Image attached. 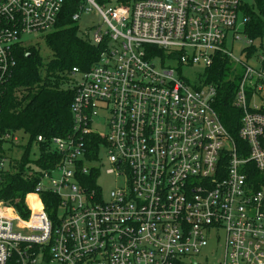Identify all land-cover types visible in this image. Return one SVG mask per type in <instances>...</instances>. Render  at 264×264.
Masks as SVG:
<instances>
[{"label":"built area","instance_id":"1","mask_svg":"<svg viewBox=\"0 0 264 264\" xmlns=\"http://www.w3.org/2000/svg\"><path fill=\"white\" fill-rule=\"evenodd\" d=\"M242 3L0 0V115L16 49L30 47L23 37L57 32L71 8L72 25L101 48L88 71L70 74L73 133L37 138L36 154L46 143L59 163L29 194V217L0 203V264H264V50L233 54ZM91 13L106 29L88 35L79 24ZM219 58L240 77V146L206 81ZM185 69L203 72L193 83ZM100 122L106 132L92 128ZM0 140L20 142L12 132ZM102 152L120 182L108 199Z\"/></svg>","mask_w":264,"mask_h":264},{"label":"trees","instance_id":"2","mask_svg":"<svg viewBox=\"0 0 264 264\" xmlns=\"http://www.w3.org/2000/svg\"><path fill=\"white\" fill-rule=\"evenodd\" d=\"M72 13L73 9L69 8L59 23L60 30L44 38L48 49L53 52L49 60L41 56L36 45L17 47V64L3 100L0 136L12 132L27 139L25 144L0 140V161L4 163V166H0V203L14 208L24 219L30 214L29 194L36 191L44 172L59 163V156L51 153L46 143L39 145L38 157H33L37 138L40 135L46 139L67 137L73 133L72 103L75 91L69 84L71 71L73 68L88 71L99 60L101 53L100 47L83 38L78 26L72 25ZM241 13L244 34L253 43L243 51L251 55L257 50H264L263 45H254L255 42L264 41V0H253L252 5L243 0ZM147 49L164 55V51L156 47ZM234 74L232 62L219 58L213 68L207 70L206 81L217 87L214 108L235 137L237 146H240L243 143L237 136L241 128V113L234 106V92L240 77H233ZM97 141L95 136L85 138L91 151ZM17 148L21 150L20 158L13 156L19 152ZM93 179L95 174L88 180ZM42 198L50 215H53V196L43 193Z\"/></svg>","mask_w":264,"mask_h":264},{"label":"rangeland","instance_id":"3","mask_svg":"<svg viewBox=\"0 0 264 264\" xmlns=\"http://www.w3.org/2000/svg\"><path fill=\"white\" fill-rule=\"evenodd\" d=\"M245 2L247 4L252 5L253 4V0H245ZM80 29L83 33L91 35L92 31L97 27H101L103 30L106 29L105 26H103L102 24V20L99 16H97L95 13H91L89 15H83L81 22L79 24ZM244 18L242 13L239 15V21L237 24V28L239 31V34L237 35L238 40L235 41L234 46H233V54L234 56L242 61L244 60L243 58V50L247 48L248 46V40L244 34ZM44 35L42 34H33V35H28L23 37V42L29 44L30 46H37L39 47V53L41 54V56L45 59V60H49L52 56H53V52L51 50L48 49L44 38ZM232 43L230 42V45ZM254 45L256 47H260V45L264 46V41L263 42H255ZM203 71L201 69H194V70H190V69H185L184 70V75L188 77V79L190 81H192L193 83H196L197 80V75H199L200 73H202ZM101 123V122H100ZM94 130H97L99 132H106V128L104 125L99 124V123H95V125H93L92 127ZM5 136V135H3ZM16 136L18 137L19 141L17 144H25L26 139L21 138V135H19L18 133L16 134ZM14 145V144H13ZM19 149L17 148L16 151H18ZM38 153V151H37ZM13 156L15 158H20L21 156V150H19V152H15L13 154ZM33 157H38L37 154H33ZM101 160L104 163V166L101 170L100 176L98 178V184L101 186L102 190H103V195L104 198L108 199L111 195V193L113 191L116 190V188L119 185V179H117L114 175H110L107 174V170L110 168V165L108 164V162L106 161V157H105V153H101ZM199 261L201 264H203L205 262V260L203 259V257H197V258H193V259H188L185 261L184 264H193L191 263V261Z\"/></svg>","mask_w":264,"mask_h":264},{"label":"crops","instance_id":"4","mask_svg":"<svg viewBox=\"0 0 264 264\" xmlns=\"http://www.w3.org/2000/svg\"><path fill=\"white\" fill-rule=\"evenodd\" d=\"M36 152V151H35ZM36 154V153H35Z\"/></svg>","mask_w":264,"mask_h":264}]
</instances>
